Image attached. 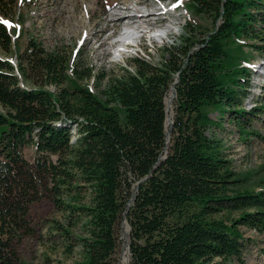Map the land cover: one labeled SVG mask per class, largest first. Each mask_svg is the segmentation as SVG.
Here are the masks:
<instances>
[{"label":"trees","instance_id":"trees-1","mask_svg":"<svg viewBox=\"0 0 264 264\" xmlns=\"http://www.w3.org/2000/svg\"><path fill=\"white\" fill-rule=\"evenodd\" d=\"M186 6L211 16L212 28L201 31L187 18L184 33L161 46L162 58L130 55L118 74L96 71L81 51L48 48L34 35L21 50L0 21V50L10 54L0 57V264H31L19 252L30 236L51 243L62 236L71 254L80 223L86 233L76 237V264H117L124 214L129 264H248L240 227L264 233V186L248 187L207 131L219 123L210 112L231 111L244 93L243 48L264 47V0ZM0 14L26 20L13 0H0ZM92 77L106 80L98 92ZM42 201L63 219L41 209L34 215Z\"/></svg>","mask_w":264,"mask_h":264},{"label":"rangeland","instance_id":"rangeland-1","mask_svg":"<svg viewBox=\"0 0 264 264\" xmlns=\"http://www.w3.org/2000/svg\"><path fill=\"white\" fill-rule=\"evenodd\" d=\"M186 2L187 0H13L16 14L21 12L26 15L25 22H19L17 15L11 19L2 14L0 21L11 29L13 38L21 50L29 35H34L48 48L58 46L75 52L81 51L83 57L81 59H86L88 63L94 65L96 71L105 68L111 70L110 73L118 74L120 65L130 55L140 53L151 60L162 58L161 46L184 33L187 18L200 23L201 31L212 28L211 16L193 15L187 8ZM123 14L125 16L121 21H116L115 18ZM127 20L151 22L149 23L151 29L145 33L140 51H137L136 47L121 51L115 46L122 39V35H125L122 26ZM260 25L259 23L258 27ZM143 32L138 31L139 34ZM257 42L262 45V41ZM243 51L242 56L246 57L243 63L248 68L244 93L232 104L231 111L210 112L219 123L210 126L207 132L222 141L225 153L232 160L234 169L241 176L248 177L246 185L257 189L261 185L264 186V108L261 105V101H264V47L261 50L245 45ZM0 57L9 58L10 54L0 50ZM13 61L16 62V56H13ZM87 81L96 92L106 83V80L97 82L96 77ZM171 90L166 97L168 116L172 118L166 127L170 136V126L175 114L174 99L171 103L167 101ZM228 106L226 109H229ZM243 108L246 109L244 115L238 114L237 109ZM237 118L242 119L247 127L238 123ZM243 128L247 129L249 134L244 135ZM24 153L28 160H34L33 145L26 146ZM50 207L49 203L42 201L40 205L34 207V215L41 209L49 213L50 217L63 219L61 212L54 211ZM236 214V211L224 213V215ZM125 229L128 231L129 242L130 224L124 214L117 227L119 235V245L115 255L117 264L130 262V253L126 263L123 262L122 257L123 244L126 241ZM240 229L244 235L241 240L245 243L243 257L246 262L264 264V233L245 226H241ZM72 231L77 245L71 254L64 251L67 240L62 236L56 237L53 243L43 242L31 236L26 237L19 246V252L31 264H76L82 256L81 244L76 237L86 232L81 223ZM231 264L240 263L234 260Z\"/></svg>","mask_w":264,"mask_h":264},{"label":"bare ground","instance_id":"bare-ground-1","mask_svg":"<svg viewBox=\"0 0 264 264\" xmlns=\"http://www.w3.org/2000/svg\"><path fill=\"white\" fill-rule=\"evenodd\" d=\"M143 1V0H142ZM125 15L123 14V15H121V16H117L115 19H116V21H121V19L124 17ZM126 18H128V17H126ZM130 36H132V33H130L129 35H127V37H130ZM175 98V92H174V90H171V92H170V95H169V97L167 98V101H168V103H171L172 101H173V99ZM168 109H167V113H168ZM169 114V113H168ZM171 116V115H170ZM168 118V125H169V123L171 122L170 120L172 119L171 117H167ZM167 125V126H168ZM170 138V135H169V132H167V140ZM169 141V140H168ZM127 229H125V232H124V235H125V237H126V241L124 242V244H123V251H122V257H123V262L124 263H126L127 261H128V256H129V245H128V240H127V236H128V234H127Z\"/></svg>","mask_w":264,"mask_h":264},{"label":"water","instance_id":"water-1","mask_svg":"<svg viewBox=\"0 0 264 264\" xmlns=\"http://www.w3.org/2000/svg\"><path fill=\"white\" fill-rule=\"evenodd\" d=\"M173 90H174V87H173ZM175 92V91H174ZM167 110V109H166ZM172 124H173V121H172V123H171V126H170V128L172 127ZM136 190V189H135ZM135 197V191H134V194H133V198ZM128 244H129V250H130V241L128 242Z\"/></svg>","mask_w":264,"mask_h":264}]
</instances>
